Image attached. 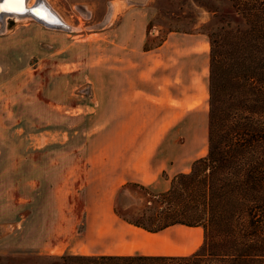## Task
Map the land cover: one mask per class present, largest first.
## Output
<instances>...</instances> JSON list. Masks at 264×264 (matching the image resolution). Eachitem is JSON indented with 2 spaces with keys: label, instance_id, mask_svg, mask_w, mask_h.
<instances>
[{
  "label": "rangeland",
  "instance_id": "obj_1",
  "mask_svg": "<svg viewBox=\"0 0 264 264\" xmlns=\"http://www.w3.org/2000/svg\"><path fill=\"white\" fill-rule=\"evenodd\" d=\"M40 1L66 25L0 18V264L193 251L201 226H124L117 197L136 215L148 195L115 176L159 166L145 184L159 192L155 182L170 184L207 152L212 10L201 0ZM125 13L135 32L147 17L139 48L126 43ZM109 193L115 223L105 228Z\"/></svg>",
  "mask_w": 264,
  "mask_h": 264
},
{
  "label": "trees",
  "instance_id": "obj_2",
  "mask_svg": "<svg viewBox=\"0 0 264 264\" xmlns=\"http://www.w3.org/2000/svg\"><path fill=\"white\" fill-rule=\"evenodd\" d=\"M208 23L207 152L147 194L139 213L115 211L144 230L201 226L183 254L61 255L71 264H264V0H201Z\"/></svg>",
  "mask_w": 264,
  "mask_h": 264
},
{
  "label": "crops",
  "instance_id": "obj_3",
  "mask_svg": "<svg viewBox=\"0 0 264 264\" xmlns=\"http://www.w3.org/2000/svg\"><path fill=\"white\" fill-rule=\"evenodd\" d=\"M50 7V6H49ZM52 10V9H51ZM53 11V13L52 14H49V13H45V12H43V15L41 16L42 17V19L43 20H45L46 19V22H42V23H44V24H48V23H51L50 21H48L47 19L48 18H51V16L54 18V17H57L58 19H60L61 20V18H59V16L56 14V12H54V10H52ZM9 17H13V18H15L16 19V17L15 16H12V15H10V16H8L7 18H6V20H8L9 19ZM35 18V17H34ZM36 20H38L37 18H35ZM132 20H133V16H132V14L131 13H125V15H124V17H123V22H122V24H121V26H124L123 28V30H124V32H125V34H126V36H127V38H129V40H127V42L126 43H128V47L129 48H139L141 45H142V43L144 42V37L146 36L145 34H146V21H147V17L146 16H144V17H139V22H140V28H139V30L137 31V32H135V28H133L132 29ZM39 22H41L40 20H39ZM63 22V21H62ZM183 99V98H182ZM107 157H105V163L101 166L104 170H109V171H111L112 170V165H113V160H109V159H106ZM110 162L108 165L106 164V162ZM156 170L155 171H153V166H152V164H150V165H148V166H146V167H144L143 169L142 168H137L136 166H135V164L131 167V169H129V170H125L122 174H119V175H117V176H115V177H117V178H119L118 176H121L122 177V180H120L119 181V185L120 184H123L124 182H126V181H128V180H130V181H138V182H141V183H144V184H147V183H150L151 181H153L154 179H156V177H157V170L159 169V166L158 167H156L155 168ZM120 179V178H119ZM158 186V191H163V190H165V189H167L168 187H169V179H164L162 182H155V186ZM117 186V185H116ZM115 189H117V187H115ZM112 191V190H111ZM107 195H111L110 193L109 194H107ZM106 195V196H107ZM110 198H111V196L107 199V201L106 202H104V205H105V208L107 209V214L105 215L106 217L102 220V222H103V224H104V227L105 228H108V227H112L113 226V224L115 223V218H114V215H113V213L110 211V209H111V203H110ZM105 219H106V221H105ZM102 222H101V224H102ZM102 224V225H103ZM122 224L125 226V224L126 225H130V226H133L135 229H139V230H144V229H142L141 227H138V226H136V225H134V224H132V223H129V222H127L126 220H124V222H122ZM178 224H174V225H170V226H168V227H166L165 229H166V231H170V230H173V229H175L176 228V226H177ZM165 229H163V230H165ZM162 230V231H163ZM145 232H149V233H151V234H157V232H151V231H147V230H144ZM147 236V238H149L150 236L149 235H146ZM108 247V245H104V247ZM92 248H95V247H97V246H95V245H92L91 246ZM116 248V247H115ZM114 253H122V252H118V251H113ZM179 253H184V252H179Z\"/></svg>",
  "mask_w": 264,
  "mask_h": 264
},
{
  "label": "bare ground",
  "instance_id": "obj_4",
  "mask_svg": "<svg viewBox=\"0 0 264 264\" xmlns=\"http://www.w3.org/2000/svg\"><path fill=\"white\" fill-rule=\"evenodd\" d=\"M39 1L40 0H38V2ZM3 2H4V0H0V3H3ZM38 2L36 4H34L33 6H27V0H25V5L24 6H25L26 9H28V11H26L24 13L0 12V18H2V20L4 22L5 19L7 18V16H9V15H12V16H15V17H18V18H25V17H28V16H32V17L37 18L41 22H46V19L43 20L42 17H41L43 15V12H41V11L43 10L45 13H49V14H52L53 11L51 10V8L49 7L48 4H45V8H43V6H40L41 1L39 3ZM30 10H33V11H30ZM36 10H39V12L42 15L41 14L37 15L36 14ZM50 24H60V25L64 24V25H66L64 22H62V20H60V19H58L56 17H54V20Z\"/></svg>",
  "mask_w": 264,
  "mask_h": 264
},
{
  "label": "snow or ice",
  "instance_id": "obj_5",
  "mask_svg": "<svg viewBox=\"0 0 264 264\" xmlns=\"http://www.w3.org/2000/svg\"><path fill=\"white\" fill-rule=\"evenodd\" d=\"M25 0H4L3 3H0V12H15L23 13L28 11L25 8ZM36 14L40 15L39 10H36Z\"/></svg>",
  "mask_w": 264,
  "mask_h": 264
},
{
  "label": "water",
  "instance_id": "obj_6",
  "mask_svg": "<svg viewBox=\"0 0 264 264\" xmlns=\"http://www.w3.org/2000/svg\"><path fill=\"white\" fill-rule=\"evenodd\" d=\"M30 11H33V10H30ZM26 12V11H25ZM24 13V12H23Z\"/></svg>",
  "mask_w": 264,
  "mask_h": 264
}]
</instances>
